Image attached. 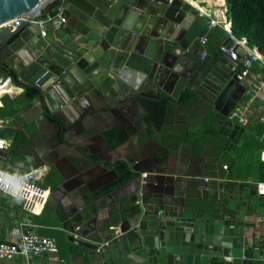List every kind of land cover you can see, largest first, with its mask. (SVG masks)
I'll list each match as a JSON object with an SVG mask.
<instances>
[{"label": "water", "instance_id": "1", "mask_svg": "<svg viewBox=\"0 0 264 264\" xmlns=\"http://www.w3.org/2000/svg\"><path fill=\"white\" fill-rule=\"evenodd\" d=\"M56 1L0 0V23L24 18L20 27L5 31L0 66L14 82L32 85L47 70L57 78L68 70L77 88L71 89L64 78L56 88L46 86L39 96L45 99L54 93L55 105H46V111L56 118L52 123L59 130L74 121L67 122L55 110L72 104L80 92L88 94L93 108L106 107L123 116L133 112L147 86L167 91L176 84L191 83V87L200 81L196 91L220 110V132L234 143L239 141L244 129L220 109L238 78L227 69L218 72L217 67L207 72L209 56L200 64L194 60L204 46L189 19L193 14L181 9L177 0H63L65 22L57 19L51 23L45 36L29 30L31 19L49 16ZM15 36L14 44H8ZM228 60L224 56L225 67ZM56 138L62 145L69 141L58 130ZM80 155L90 170L117 172L100 157ZM163 164L169 170L170 159L164 158ZM81 167L76 168L82 173ZM189 179L185 174L171 178L168 190H162L157 180L158 190L148 198L144 190L155 182L132 179L137 188L129 198L127 216L114 226L116 248L137 264H252L257 250L248 245L245 222L235 209L245 202L243 183L214 178L198 187L190 186ZM77 195L78 187L67 190L56 213L69 240L89 246L73 235L85 203H79ZM139 196L142 199L137 203ZM258 256H264V250H258ZM18 257L21 261L22 255Z\"/></svg>", "mask_w": 264, "mask_h": 264}, {"label": "crops", "instance_id": "2", "mask_svg": "<svg viewBox=\"0 0 264 264\" xmlns=\"http://www.w3.org/2000/svg\"><path fill=\"white\" fill-rule=\"evenodd\" d=\"M60 1L62 4L59 7L63 8V14L68 17L64 10L66 4L63 0ZM177 4H181V9H186L193 14L189 16V19L193 22L196 35H201L205 31L209 32L210 40L206 48L210 59L206 71L210 72L216 67L218 72L227 69L223 62L224 54L220 53L215 57L218 47L226 41L227 35L222 32L224 29L220 26L209 30L207 21L204 17L199 16L198 11V8H203L222 21L225 16L231 21L226 12L225 1L177 0ZM28 29L41 35L37 31L36 25L32 24ZM49 29L50 25L47 33ZM28 32L30 33V31ZM16 38V36L12 37L8 44H14ZM4 39L5 32L0 35V44ZM212 42L215 43L214 49H211ZM199 51L194 58L198 64L203 61L199 56ZM227 70L231 72L229 69ZM6 76L10 75L0 66V77ZM64 78L69 82L71 89L77 88V83L68 70L59 78L52 75L46 79L45 85L50 87L52 82L60 83ZM251 78H264V68L261 63L257 62L253 66ZM26 83L13 81L0 93V107L6 103L4 112H10L13 106L23 103ZM193 84L191 87V83L183 86L176 84L170 89L167 87V91L144 84L149 88L141 92L145 95L139 96V103L134 107L135 111L133 109V112L123 116L114 114L106 107L93 108L88 94L80 95L82 93L80 92L72 104H68L63 110L59 109V111L56 107L55 112L62 114L67 122L74 121L71 126L62 130L52 123L56 118L49 117L46 111V105L54 104L52 102L55 96L52 92L49 95L50 98L42 99L38 95L30 102L23 104L16 112L15 117L10 114L4 117L0 116V119L10 118L30 125L36 137V143L32 144L20 129L0 128V133L3 130H18L25 139L26 147L30 149L24 157L18 158V155L7 157L6 151L11 145V138L5 137L8 140V147L0 157V165L14 172L40 168L41 181L53 189L45 209L40 214L47 223L43 225L32 224L29 226L26 224L29 216L24 213L22 201L17 203V199L0 194V241L14 240L12 229L15 227L50 236H54V232H59L63 237L58 240L54 236L57 239V250L50 255L33 258L34 261H49L53 264L61 262L69 264H137L133 258L120 252L116 248L117 244L113 241L117 235L114 226L118 220L127 216L128 208L131 205L129 198L131 193L136 190L137 185L133 180H130L107 193L94 196V192L119 178L115 164L123 162L131 167L137 177L155 182L151 188L144 190L145 198L150 197L153 192L158 190L156 188L158 187L157 180L160 181L159 185L162 186V190H168L172 186L170 185V183L172 184L171 178L183 174L190 178L188 182L190 186L202 187L214 178L235 180L239 182V185L242 182L245 189L243 192L245 202L241 206H236L235 209L239 211L241 219L245 222L244 235L247 237L248 245L254 246L257 250L252 264L264 262V256H258V250H264V223L258 222L256 219L258 214L264 213V196L256 192L257 183L262 181L256 177L247 176V173L243 171L248 167H239V162L236 160L241 155L239 145L246 129L264 124V121L259 120L261 113L249 112L247 114L249 122L246 125H241L238 121L230 118V113L248 100L249 86L238 82L220 106V109L228 113V118L244 129L239 141L234 143L227 135L220 132L223 125L220 119V110L207 103L201 91H196L201 82L194 81ZM64 94L66 95L65 92ZM163 97L170 99L167 103L166 119L160 129L155 126L149 127L146 121L149 114V102L158 101ZM118 127L126 130L129 138L114 144L108 137V133ZM57 130L61 137L68 138L69 141L65 142V145L57 140ZM104 139L108 140L110 144ZM80 153L92 155L96 159L102 158L117 172L101 168L90 170L92 168L84 163ZM167 157L170 159L169 170L164 168L163 164L164 158ZM262 159L264 160V152ZM226 164L228 165L227 169L223 168V165ZM77 165L84 169L82 173L77 171ZM53 184L55 185L53 186ZM74 187L79 189L80 195H77L79 203L83 204L84 201L85 203L84 208L80 210L82 221L75 224L79 228L75 229L73 235L76 239L89 243L87 244L89 246L70 241V234L63 228L56 213L60 199L67 190ZM225 195L228 196L227 189ZM141 199L139 196L138 200L141 201ZM59 213L61 214L60 209ZM110 228L111 232H109ZM26 260L27 258L22 256L20 261L17 256L12 260H0V264H24Z\"/></svg>", "mask_w": 264, "mask_h": 264}, {"label": "built area", "instance_id": "3", "mask_svg": "<svg viewBox=\"0 0 264 264\" xmlns=\"http://www.w3.org/2000/svg\"><path fill=\"white\" fill-rule=\"evenodd\" d=\"M198 11L199 16L204 17V19L207 21L209 30L220 26L226 31L227 39L220 45L221 52L229 59V61L226 63V67L233 74H236L240 83L249 86L247 102L234 109L230 113V118L238 121L241 125H246L249 122L247 114L249 112H259L261 113L259 120L264 121V78H251V70L257 62L261 63L264 68V55L256 45L251 44L248 38L238 37L233 32L231 27L232 23L226 16L222 21L219 19V17H214L211 13L203 8H198ZM66 18L67 17H65L63 14V8L59 7V12L56 15H49L47 17H34L31 19V23L36 25L37 29H39V32L41 33V36H45L47 35V30L51 23L57 19L65 22ZM23 19L24 18L22 17H16L0 23V35L5 31H12L20 27ZM200 40L204 48L200 51L199 56L201 59H205L209 54L208 49L206 48L210 40L209 32L205 31L202 33L200 35ZM237 67L238 69H236ZM51 76L52 74L49 70H47L35 80V86L39 87L41 90L45 89V81ZM12 82L13 79L11 76L0 77V93L4 91L6 87ZM51 86L56 88V83L52 82ZM64 102H66V100H64ZM0 128H18L26 136L28 141H30L32 144L36 143L35 133L33 132L31 126L26 123L5 118L0 119ZM7 147L8 140L0 136V157ZM223 168L227 169L228 165H223ZM0 172L21 178L23 190L19 199L22 201L23 208L28 212L40 215L45 209L49 201L51 191L53 190L52 187L50 188L49 186L45 185V183L39 182L42 175L41 169L35 168L32 170L14 172L0 165ZM256 187L259 195L264 196V181L257 183ZM0 194L14 198L5 190H0ZM139 202L141 201L138 200L137 203ZM256 219L258 222L264 223V213L258 214ZM78 228L79 227H76V230ZM12 235L14 240L10 242L0 241V260H12L18 255H22L23 257L27 258L24 264H53L49 261L36 262L33 260V258L47 256L56 251V237L39 234L21 227L13 228ZM59 264L69 263L61 262Z\"/></svg>", "mask_w": 264, "mask_h": 264}, {"label": "trees", "instance_id": "4", "mask_svg": "<svg viewBox=\"0 0 264 264\" xmlns=\"http://www.w3.org/2000/svg\"><path fill=\"white\" fill-rule=\"evenodd\" d=\"M226 4V12L230 20L232 21V30L238 37H246L250 40L252 45H256L262 54L264 55V0H224ZM61 1L57 0L50 15L54 16L59 11ZM47 17V15H41ZM226 34L225 30H222ZM227 37V36H226ZM215 48V43H211V49ZM221 52L220 46L218 47V53H215L217 57ZM25 99L21 105H15L10 112H4L5 105L0 107V116L13 115L15 117L16 112L20 107L30 102L32 99L41 94V89L32 84H25ZM170 101L168 97H163L158 101L149 102V114L146 117V121L150 126H155L160 129L166 119L167 103ZM0 136L4 138H11V145L6 151L8 156L24 157L30 149L26 147L25 139L18 130H6L0 133ZM108 137L112 139L114 144H118L129 138V134L126 130L118 127L112 129L108 133ZM239 147L241 148V155L236 160L240 166H247L248 168L243 171L247 173V176L256 177L260 181H264V160L262 154L264 152V124H258L246 129L243 134L242 142ZM4 156V155H3ZM118 169L119 178L109 185L94 192V196L107 193L115 188L120 187L126 182L137 177V174L131 169L127 163L119 162L115 164ZM25 215H28L26 224L29 226L32 224L43 225L47 224L43 220L42 215H36L31 212L25 211ZM25 219V218H24ZM54 236L58 240H61L63 235L59 232H54ZM264 264V262L260 263Z\"/></svg>", "mask_w": 264, "mask_h": 264}, {"label": "clouds", "instance_id": "5", "mask_svg": "<svg viewBox=\"0 0 264 264\" xmlns=\"http://www.w3.org/2000/svg\"><path fill=\"white\" fill-rule=\"evenodd\" d=\"M0 190H5L10 193L14 198H17V203H19V198L23 190L21 178L0 172Z\"/></svg>", "mask_w": 264, "mask_h": 264}, {"label": "rangeland", "instance_id": "6", "mask_svg": "<svg viewBox=\"0 0 264 264\" xmlns=\"http://www.w3.org/2000/svg\"><path fill=\"white\" fill-rule=\"evenodd\" d=\"M39 182H42L41 179L39 180Z\"/></svg>", "mask_w": 264, "mask_h": 264}, {"label": "bare ground", "instance_id": "7", "mask_svg": "<svg viewBox=\"0 0 264 264\" xmlns=\"http://www.w3.org/2000/svg\"><path fill=\"white\" fill-rule=\"evenodd\" d=\"M55 184H53V186H54Z\"/></svg>", "mask_w": 264, "mask_h": 264}]
</instances>
